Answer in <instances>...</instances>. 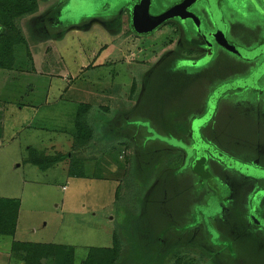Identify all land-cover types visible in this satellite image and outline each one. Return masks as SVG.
Listing matches in <instances>:
<instances>
[{"label": "rangeland", "instance_id": "1", "mask_svg": "<svg viewBox=\"0 0 264 264\" xmlns=\"http://www.w3.org/2000/svg\"><path fill=\"white\" fill-rule=\"evenodd\" d=\"M125 1L110 0L103 11L104 1L94 11L104 20L118 18ZM177 1L158 0L152 12ZM39 2L36 14L17 22L24 41L14 48L13 73L0 71V198L20 201L17 241L74 251L70 262L54 251L42 264H87L90 248L117 245L116 264H264V229L251 222L247 207L249 195L264 188V179L235 170L220 173L216 168L223 169L222 162L214 158L209 172V155L201 149L192 162L198 182L189 160L183 166L186 151L172 128L203 115L212 90L248 76L257 66L255 58L214 44L209 62L164 79L157 76L165 73L159 70L143 95V75L178 48L174 23L152 36L136 37L127 23L106 26L81 14L36 29L35 23L60 0ZM221 2L227 39L246 51L259 47L264 0H235V7ZM89 21L83 29H68ZM184 40L188 48L200 44L198 37ZM98 51L101 56L91 58ZM199 54L183 49L177 55ZM37 62L50 74L36 75L29 65ZM259 83V91L245 87L225 93L202 135L222 154L264 171V76ZM146 123L163 138H147L148 147L142 145L145 129L140 127ZM132 133L138 135L135 140ZM193 146L187 149L196 150ZM30 149L52 160L67 159L32 165ZM146 154L155 166L145 180L138 164ZM147 199L153 211L139 219ZM263 210L264 204L258 207L264 221ZM171 235L193 244L165 246ZM13 241L0 236V264H20L11 254Z\"/></svg>", "mask_w": 264, "mask_h": 264}, {"label": "trees", "instance_id": "2", "mask_svg": "<svg viewBox=\"0 0 264 264\" xmlns=\"http://www.w3.org/2000/svg\"><path fill=\"white\" fill-rule=\"evenodd\" d=\"M38 8L39 7H38V1L37 0H0V70L9 71L14 67V65H15L14 48L16 47V45L21 44L24 41L23 40L24 37L22 35H20V29L18 27L17 22L19 23L21 21V19H23L27 16H30V15L36 14L38 12ZM57 11H58L57 8H53V9L49 10L48 13L43 14L40 17V19H41L40 25L45 26V25L49 24L50 21L52 22L54 20L57 23V21L60 20V19H58ZM94 19H96V18H92V20H94ZM98 21L102 22L106 26L107 25L111 26L110 25L111 23L112 24L116 23V22L121 23V19H119V18H112L110 20H108V19L104 20L103 18L99 17ZM89 23H90V21L86 22L84 25H79V26L74 25V26L68 27V29H72V28L83 29V28L87 27ZM112 27H113V25H112ZM54 31H59L61 33V32H64L65 29L63 28L61 30H51L50 33L54 32ZM184 39L185 38L183 37V42H184L183 44L187 47ZM201 45L202 44H197V45H194V46L189 47V48H198V47H201ZM190 67H193V66L187 67L184 64H181L180 62H178L177 57L164 58L163 60L159 61L154 66V68H152L149 72H146L147 75L143 77V81H142V87L143 88L145 87V90L143 91L142 94L146 95V88L150 86L149 81L152 79H155V76H156L155 74L157 71L161 70L163 73L165 72L164 74L157 75L158 77H160V79H164L166 76L170 77V75H172L174 72L176 73L177 71H180V70L189 69ZM187 81H191V79H188ZM140 102L137 104V108L140 106ZM162 111L165 112V109L162 108ZM170 121L172 122L174 120H170ZM179 123L180 122L173 123L172 128H173V134L179 135L180 138L182 139L180 141H182L183 143H181L179 141V144H180L179 146L182 147L183 150L185 148V151H186V154L183 156V162H182L183 166L187 162V160H189V165L191 167L193 174L198 178V182L199 181L201 182L200 177H198V175L195 173L194 169H192L193 168L192 167V165H193L192 157L194 155L196 156L197 152L194 149L191 151V149H189L190 147L187 149V147L184 146L185 144L190 146L193 143L191 132H190L191 131L190 128H191L192 123H193V119L192 118L187 119V121L183 124H179ZM119 126H121V125H119ZM140 127L145 129L144 141L142 142L143 146L148 147V144H147L148 140H146L147 138L148 139L150 138L152 140L154 138L163 139L154 130H152V128L149 125H147V123L145 125L141 124ZM118 129H119L118 127H114V130L118 131ZM77 130H78V133H80V134L82 133L81 128L79 126L77 127ZM120 131H121V128H120ZM131 136L130 137L134 139L138 135L135 133H132ZM183 139H185L187 141L185 142V140H183ZM164 140H166V139H164ZM63 157H64V159H67L66 156H63ZM149 157L150 156L147 154L145 156H141L140 165L138 164L139 170L143 172L142 175H143L145 180L147 179V177L152 175L153 170H154V166H155V165H152L153 161ZM62 158H60V159L56 158L55 160L61 161V160H63ZM27 160H28V163H30L32 165L33 164H35V165L39 164L40 166L43 164H47V163L50 164L52 161H55V160H52L49 157H47L45 154L40 155L31 149L29 150V156H28ZM221 166L223 167V165H221ZM224 169H226V168H224ZM227 184H228V187L231 189L230 183L228 182ZM213 195L215 196V193H213ZM208 197L209 198L212 197V192H209ZM208 200L207 199L204 200V206L205 207H207ZM148 204H149V199H147V201H145L144 214H140L139 219H140V217L144 218L143 216H146L148 211H153V206L151 204L149 206H146ZM192 206L193 205H191V207ZM18 209H19V201L18 200L0 198V236L13 237L15 235L16 223H17V217H18ZM194 211L195 210L193 209L192 212L190 213L191 216L194 214ZM194 227H196V226H194ZM193 228L191 227L188 230H192ZM141 229H143V228H140V227L138 228V230H141ZM167 231H168V227L166 228V230H164V232H167ZM168 236H169V233L167 235V238H168ZM173 238H175V237L171 235V240L166 239V243L163 242L165 244V246L168 244V245H172L173 247H178V246H181L182 244H185V243H189L190 246H192V244H193V243L191 244L192 239H189V238H187V239H173ZM157 241H159V240H157ZM160 243H161V241H160ZM215 246L216 245H214L212 247H215ZM54 251L56 252V254H60L61 257L64 258L65 262H70L71 259L73 258V252L74 251L72 250L71 247H67V246H65L63 248L62 247L56 248L54 245H42V244L15 242V241L12 242V245H11V254L13 256L20 258L26 264H41L42 263L41 261L50 257ZM88 251L89 252H88V255H87L86 260H85V262L87 264H116L118 259H119V256H120V253H119L120 248L118 245L111 250L103 249V248H90ZM55 252H54V255H55ZM212 252L214 254H217L215 251H212ZM192 253L194 255H196V253L194 251H192Z\"/></svg>", "mask_w": 264, "mask_h": 264}, {"label": "water", "instance_id": "3", "mask_svg": "<svg viewBox=\"0 0 264 264\" xmlns=\"http://www.w3.org/2000/svg\"><path fill=\"white\" fill-rule=\"evenodd\" d=\"M197 1L199 0H183L179 4L172 6L159 15H151L149 13L150 0H140V2L134 5L132 8V29L136 34L139 35L150 33L164 22L173 18H178L181 21L191 19L193 22L197 23L199 19L188 11V8H190L191 5ZM204 1H206L209 6V11L212 14V18L216 26L214 39L221 47L242 58L245 57L247 60L254 59L260 55H262L264 58V41L255 50L250 51H246L245 49L229 42L226 38V28L222 19L221 10L217 5V0ZM263 75L264 59L256 71L248 78L225 83L217 87L211 95L207 113L203 117L194 120L191 129V136L196 152L202 149L206 151V153H208L212 158L218 159L220 162H222V164H224L227 168L235 170L243 176L248 175L257 179H264V176H261V172L264 171L235 161L234 159H231L230 157L216 150L213 146L207 144L200 135V128L212 118L218 99L221 97V95L230 90H236L245 87L258 89V81ZM263 197L264 189L258 190L253 194L250 202V219L254 225L264 229V221L259 218L257 213L259 202Z\"/></svg>", "mask_w": 264, "mask_h": 264}, {"label": "flooded vegetation", "instance_id": "4", "mask_svg": "<svg viewBox=\"0 0 264 264\" xmlns=\"http://www.w3.org/2000/svg\"><path fill=\"white\" fill-rule=\"evenodd\" d=\"M109 1L110 0H60L59 4L55 8L58 9V11H57L58 19H61L64 16H67V17H78L81 14H84V15H90L91 14L92 15V18H96L94 20H99L100 15L98 14L99 16H97V14H96L97 12L95 13V11H94L95 8H97V6H99V4H101V3L104 2L102 4V6H101L102 7L101 9L103 11L104 10L106 11V8H108L110 6V2ZM182 1L183 0H179V1L171 4L169 7L163 9L162 11L154 14L152 12V7L157 4L158 0H150L149 13L151 15H159V14L163 13L164 11L168 10L169 8H171L172 6H174L176 4H179ZM222 1H225L227 3V5L230 4L229 0H222ZM125 2H127V4L124 5V7L121 10L118 18L121 19L122 22L127 23L128 30H130V32L134 36H136V37H145V36H149V35L152 36L159 28L166 27V26L168 27V24H170V23H174L175 24V25H172V26H177V31H178V45L177 46H178V48L176 46V48H177L176 51L166 54V56L164 58H167V57H177V61L180 62L181 64H184L187 67H189V66L197 67V66L202 65L203 63L209 62V60L212 57V54L214 53V51H213L214 44L220 46L215 41V39H214V34L216 33V26H215L214 20L212 18V14L209 11V6H208L207 2L204 1V0H199L196 3H194L193 5H191L190 8H188V11L191 12L192 14H194V16H196L199 19V21L197 23L193 22L191 19H186L184 21H181L178 18H173V19H170V20L164 22L159 27H157L155 30H153L152 32L146 33V34H142V35L136 34L133 31L132 25H131L132 8H133L134 5L138 4L140 2V0H128V1H125ZM220 2H221V0H217V5H218V7L221 10L222 19H223V22H224V25H225V28H226V38H227V25H226V22H225V19H224V13H223L222 6L220 5ZM48 12H45L44 14H46ZM198 13L202 14L201 16H204L207 19L205 20V18L199 16ZM188 23L191 24L190 27H187L188 26L187 25ZM172 29L174 30L175 28H171L170 27V30H172ZM183 37L184 38H194V37H198L200 39V44H202V45H201V47H198V48H187V47L184 48ZM263 41L264 40H262V42L258 46H260L263 43ZM182 48L185 49L186 52H189V53L190 52H197V53H200V54H199V56L197 58H189V57L187 58V57H185L183 55H177V54L181 53V51L183 50ZM226 51H228V50H226ZM263 59L264 58H263L262 55H260V56H258V57H256L254 59V61L257 62V66L245 78H248L249 76H251L256 71V69L258 68V66L262 63ZM146 75H147V73H145L143 75V77L146 76ZM143 77H142V79H143ZM262 77L260 78V80L262 79ZM245 78H243V79H245ZM260 80L258 81V86L259 87H261L260 86V83H259ZM216 88L217 87H215L213 89V91L209 94V98L208 99L211 98V95L216 90ZM247 88H250V87H247ZM250 89L259 91L258 89H253V88H250ZM236 90H239V89H236ZM223 95H221V97ZM221 97L218 99L217 106H216V109L214 111V114H213L212 118L205 125H203L200 128V135H201V137H202L203 140H204V138L202 136V130L206 126H208L209 124H211V122L213 120V117H214L216 111L218 110V103L220 102ZM208 108H209V106H208ZM207 111H208V109L206 110V112L203 115H201L199 117L198 116H193L192 117L193 121L196 120V119H198V118L203 117L207 113ZM191 129H192V126H191L190 130ZM184 146L187 147V145H184ZM196 157L197 156L194 155L192 157V160H194ZM211 160H214V159L209 155L207 161L205 162V166L208 167V171L209 172H210V165H209V163H211ZM221 165H223V167L226 168L227 171H229V170L233 171L232 169L227 168L224 164H221ZM224 168H223V170H221V172H225L224 171L225 170ZM241 176H243V175H241ZM232 189L233 188H231V189L229 188V192H231L230 193V196H232ZM253 194H251L249 196V198H248L247 207L250 206V202H251V198H252ZM263 199H264V197L260 200L258 207H260V206H262L264 204V202H263L264 200ZM257 213H258V208H257ZM258 216H259V214H258ZM259 218L261 219L260 216H259Z\"/></svg>", "mask_w": 264, "mask_h": 264}, {"label": "crops", "instance_id": "5", "mask_svg": "<svg viewBox=\"0 0 264 264\" xmlns=\"http://www.w3.org/2000/svg\"><path fill=\"white\" fill-rule=\"evenodd\" d=\"M38 1V9L40 10V5H41V2H39V0H37ZM43 1V0H42ZM50 10V9H49ZM30 16H32V15H30ZM27 17H29V16H27ZM36 25V29H41V28H39V26H40V20H39V23H35ZM43 29V28H42ZM72 29H78V28H72ZM71 30V29H70ZM46 36H48L47 34H46ZM42 40H45V37L43 38L42 37ZM47 40V39H46ZM48 40H50V39H48ZM54 42V41H53ZM101 49V48H100ZM30 52V50L28 51V53ZM115 52V51H114ZM119 52V51H118ZM30 53H32V52H30ZM110 53H112V52H110ZM115 53H117V52H115ZM33 56H35L34 54H32ZM90 56H91V58H98L99 56H101V52H92V53H90ZM31 64V63H30ZM29 65V64H28ZM42 67V66H41ZM29 68L30 69H34V72H36L37 74L36 75H43V74H50V73H45L44 71H42V70H40L39 69V63L37 62V64H35V66H32V64L31 65H29ZM13 68L11 69V70H9V71H7V70H0L1 72H11V73H13ZM36 111H37V108L35 109V113H36ZM0 132L2 133V128L0 127ZM220 173H221V170L219 169V168H216ZM231 187H232V185H231ZM255 192V191H254ZM253 192V193H254ZM252 193V194H253ZM251 195V194H250ZM249 195V196H250ZM5 198H7V199H14V198H8V197H5ZM19 209H20V201H19ZM19 209H18V217H19ZM264 211V210H263ZM18 217H17V223H16V230H17V228H18ZM16 235H17V231L15 232V235L12 237V238H14L15 239V242H25V241H17L18 239H16L15 237H16ZM14 242V241H13ZM26 243H31V242H26ZM34 244H37V243H34ZM39 244H41V243H39ZM11 245H12V243H11ZM43 245V244H42ZM50 245H54V244H50ZM186 245H189V244H186ZM54 246H56V245H54ZM61 246V245H60ZM181 246H185L184 244H182ZM63 247H65V246H63ZM62 247V248H63ZM67 247H71V246H67ZM194 256H196V255H194ZM16 259L20 262V264H26L24 261H22L20 258H18V257H16ZM45 261H47V260H42L41 262L43 263V262H45ZM41 263V264H42Z\"/></svg>", "mask_w": 264, "mask_h": 264}, {"label": "snow or ice", "instance_id": "6", "mask_svg": "<svg viewBox=\"0 0 264 264\" xmlns=\"http://www.w3.org/2000/svg\"><path fill=\"white\" fill-rule=\"evenodd\" d=\"M230 6L235 7V0H229ZM261 176H264V172H261Z\"/></svg>", "mask_w": 264, "mask_h": 264}]
</instances>
